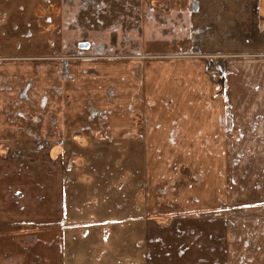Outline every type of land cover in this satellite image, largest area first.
<instances>
[{
    "label": "crops",
    "instance_id": "crops-1",
    "mask_svg": "<svg viewBox=\"0 0 264 264\" xmlns=\"http://www.w3.org/2000/svg\"><path fill=\"white\" fill-rule=\"evenodd\" d=\"M58 3L56 49L82 58L32 62L16 71L26 74L28 68L35 75V65L39 85L56 89L62 67L79 73L75 77L96 97L112 84L119 105L122 99L136 106L135 100H144L151 126L141 128L134 118L123 122L120 111L111 142L144 147L147 173L164 159L186 164L191 157L197 169L199 160L208 162L209 174L225 179L208 214L209 264H264V0ZM82 42L90 46L80 48ZM213 65L222 82L214 83L207 72ZM63 88L74 96L67 83ZM75 104L44 139L32 124L30 130L0 126V264H69L65 220L68 178L75 173L69 147L82 142L68 134L79 122ZM82 124L77 129L86 131ZM235 193L241 195L237 205ZM234 206H240L236 216ZM182 226L179 222L178 230ZM146 231L147 242L154 241L153 220ZM234 242L240 243L236 251ZM147 247V264H179L172 260L185 255Z\"/></svg>",
    "mask_w": 264,
    "mask_h": 264
},
{
    "label": "rangeland",
    "instance_id": "rangeland-1",
    "mask_svg": "<svg viewBox=\"0 0 264 264\" xmlns=\"http://www.w3.org/2000/svg\"><path fill=\"white\" fill-rule=\"evenodd\" d=\"M58 2L0 0V126L3 124V128L6 123H12L13 127L23 129L27 126L30 130L32 124L38 126V135L44 139L54 124L64 123L65 111L76 103L79 122L75 125L78 126L68 134L72 133L70 137L74 138L77 136L76 140H81L82 144L78 141L73 148L69 147L75 173L68 178L65 220L68 263L147 264L150 262L146 255L147 245L151 250L153 244V251L159 254L168 251L185 254L172 260L173 263L209 264L208 214L220 198L218 187L224 186L225 179L219 174H209L208 162L199 160L197 169L191 157V162L186 164L159 160L147 173L144 147L129 142L121 147L114 146L110 140L113 135L111 127L120 111L125 113L122 119L126 121L123 122L128 123L134 118L141 128L151 126V119L143 115L144 100H133L136 106L129 99H122L119 105L112 84L98 98L86 90L87 84L83 85L78 76L75 77L79 73L67 74L62 67L58 68L60 85L56 89L39 85L40 77L36 76L39 68L35 65L31 67L32 71H37L35 75L30 74L28 68L26 74L16 71L32 62L43 64L58 59L60 64L65 59L64 62L71 60L75 63L82 58L78 52L64 54L56 49L60 44L57 39ZM48 68L47 64L40 67L43 71ZM208 68L214 83L222 82L221 70L214 65ZM213 69L217 70L216 76L212 75ZM65 83L74 96L65 94ZM5 106L11 109H3ZM117 107L119 111L115 109ZM78 123H84L87 130H78ZM138 131L133 135L140 133ZM130 133L127 130L124 134L129 136ZM47 149L44 147L45 151ZM160 149V146L153 148V152ZM159 159L163 158L160 156ZM234 198L237 205L241 195L238 197L235 193ZM234 208L235 216L240 214V206ZM150 220L154 222L155 242L149 243L146 222ZM179 222L183 225L180 230ZM232 246L236 251L240 243L234 242ZM237 260V257L233 259Z\"/></svg>",
    "mask_w": 264,
    "mask_h": 264
},
{
    "label": "water",
    "instance_id": "water-1",
    "mask_svg": "<svg viewBox=\"0 0 264 264\" xmlns=\"http://www.w3.org/2000/svg\"><path fill=\"white\" fill-rule=\"evenodd\" d=\"M89 46H90V43H88V42H82L79 44L80 48H88Z\"/></svg>",
    "mask_w": 264,
    "mask_h": 264
},
{
    "label": "built area",
    "instance_id": "built-area-1",
    "mask_svg": "<svg viewBox=\"0 0 264 264\" xmlns=\"http://www.w3.org/2000/svg\"><path fill=\"white\" fill-rule=\"evenodd\" d=\"M212 75H213V76H216V75H217V70L213 69V70H212ZM221 77H222V75H221Z\"/></svg>",
    "mask_w": 264,
    "mask_h": 264
}]
</instances>
